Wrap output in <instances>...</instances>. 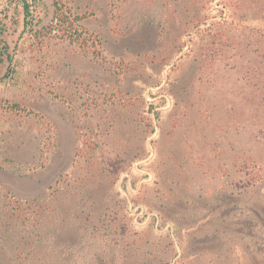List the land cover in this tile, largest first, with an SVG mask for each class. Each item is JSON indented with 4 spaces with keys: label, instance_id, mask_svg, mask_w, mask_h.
Wrapping results in <instances>:
<instances>
[{
    "label": "rangeland",
    "instance_id": "rangeland-1",
    "mask_svg": "<svg viewBox=\"0 0 264 264\" xmlns=\"http://www.w3.org/2000/svg\"><path fill=\"white\" fill-rule=\"evenodd\" d=\"M29 5L0 0V264H264V0Z\"/></svg>",
    "mask_w": 264,
    "mask_h": 264
},
{
    "label": "trees",
    "instance_id": "trees-1",
    "mask_svg": "<svg viewBox=\"0 0 264 264\" xmlns=\"http://www.w3.org/2000/svg\"><path fill=\"white\" fill-rule=\"evenodd\" d=\"M7 5H11L12 2H16V6L20 7L21 12H22V16H23V30L25 32V30L30 26V22L28 21V18L30 16V5H29V0H5ZM58 3L56 1H54V13H53V17L51 19V24L49 26L50 29L53 30V28H58V30L62 31L63 33L66 34H70L71 29L68 27V21L66 19V17H64V15L62 13H60V9L57 7ZM2 11H0L1 13ZM1 22V20H0ZM54 23V25H53ZM2 34H3V26H0V64L3 63L4 59V55H6L7 57V51H8V44L3 41L2 39ZM70 42V41H69ZM71 43V42H70ZM6 60L10 63L11 59L8 57V59L6 58ZM8 72V71H7ZM264 90V89H263ZM257 100L256 101V105L257 106V111L261 112L260 115L258 116V118L260 119V121H258L257 126L258 128V133L259 135L264 139V91L263 92H259L258 96H257Z\"/></svg>",
    "mask_w": 264,
    "mask_h": 264
}]
</instances>
